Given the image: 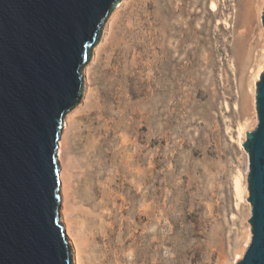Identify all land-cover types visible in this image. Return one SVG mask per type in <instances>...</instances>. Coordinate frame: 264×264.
<instances>
[{
	"label": "rangeland",
	"instance_id": "rangeland-1",
	"mask_svg": "<svg viewBox=\"0 0 264 264\" xmlns=\"http://www.w3.org/2000/svg\"><path fill=\"white\" fill-rule=\"evenodd\" d=\"M263 6L125 0L111 17L83 69L81 105L65 117L62 158L75 164L68 199L82 264L242 257L250 203L235 181L246 184L241 142L257 122Z\"/></svg>",
	"mask_w": 264,
	"mask_h": 264
},
{
	"label": "water",
	"instance_id": "water-1",
	"mask_svg": "<svg viewBox=\"0 0 264 264\" xmlns=\"http://www.w3.org/2000/svg\"><path fill=\"white\" fill-rule=\"evenodd\" d=\"M125 0H0V264H75L62 209L59 140L83 69ZM259 25L264 37V6ZM248 156L251 238L236 264H264V69Z\"/></svg>",
	"mask_w": 264,
	"mask_h": 264
},
{
	"label": "bare ground",
	"instance_id": "bare-ground-1",
	"mask_svg": "<svg viewBox=\"0 0 264 264\" xmlns=\"http://www.w3.org/2000/svg\"><path fill=\"white\" fill-rule=\"evenodd\" d=\"M110 38H112V37L110 36ZM118 45H119V42H116L115 40L113 41V39L109 40L107 42V46H109V48L112 51H116L118 49ZM86 74L87 73L85 71V75ZM259 74L260 73L257 72L256 80H258ZM87 77H88V75H87ZM254 94H255V91L253 93V99H254ZM65 123H66V125H65V127H64V129L62 131V136H61V138L59 140V147H58V158H59V162H60V165H61L59 176H60V180H61L60 184H61V194H62V202H61L62 209L60 210V212L62 214L63 222L65 224L66 235L71 240L72 245L74 247L75 264H82L81 263V257H80V254H79V247H78V244H77L76 238H75V235L77 236V234L75 233V228L73 227L72 220L70 218V213H72L74 210L77 209V205L74 203L75 201L71 202L68 199V197L72 194L70 192V190L72 189L70 184H71V178H72V175H73V168L75 167V164L72 162L73 160H70L71 159L70 157H68L67 159H63L62 158L63 145H64V141H65V138H66V136H65L66 135V130L68 128L67 119L65 120ZM246 187H247V184H244V186H242V184L238 180L235 181V189H236L237 192H240V193L245 192L246 195H247ZM73 199H75V196H73ZM78 231L80 232L81 230L79 229ZM92 237L95 238L93 236V234H92ZM250 238H251L250 235H248L247 240H250ZM81 240H82V237H81ZM100 240L104 241V238L100 237ZM247 243H248V241H247ZM104 247H105L104 245H103V247H101V246L98 247L97 246L98 250H100V251L101 250L105 251ZM105 260H106V255H104L102 257L101 263H102V261L104 262Z\"/></svg>",
	"mask_w": 264,
	"mask_h": 264
}]
</instances>
